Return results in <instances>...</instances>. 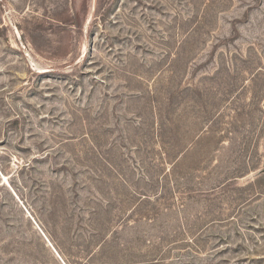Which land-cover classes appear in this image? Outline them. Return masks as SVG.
<instances>
[{"label":"rangeland","instance_id":"374dc122","mask_svg":"<svg viewBox=\"0 0 264 264\" xmlns=\"http://www.w3.org/2000/svg\"><path fill=\"white\" fill-rule=\"evenodd\" d=\"M0 264H264V0H0Z\"/></svg>","mask_w":264,"mask_h":264}]
</instances>
